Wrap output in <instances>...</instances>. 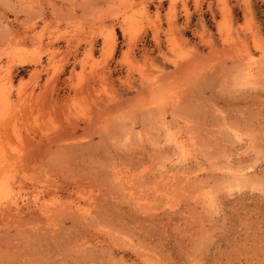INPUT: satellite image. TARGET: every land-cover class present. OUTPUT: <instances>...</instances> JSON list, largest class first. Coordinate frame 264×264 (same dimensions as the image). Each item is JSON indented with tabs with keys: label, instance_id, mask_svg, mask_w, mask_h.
Listing matches in <instances>:
<instances>
[{
	"label": "rangeland",
	"instance_id": "1",
	"mask_svg": "<svg viewBox=\"0 0 264 264\" xmlns=\"http://www.w3.org/2000/svg\"><path fill=\"white\" fill-rule=\"evenodd\" d=\"M0 178V264H264V0H0Z\"/></svg>",
	"mask_w": 264,
	"mask_h": 264
},
{
	"label": "bare ground",
	"instance_id": "2",
	"mask_svg": "<svg viewBox=\"0 0 264 264\" xmlns=\"http://www.w3.org/2000/svg\"><path fill=\"white\" fill-rule=\"evenodd\" d=\"M7 95H8V94H7ZM9 98H10V97H9ZM8 101L11 102L12 100H8ZM1 159H2V158H1ZM3 159H4V158H3ZM5 160H6V159H5ZM1 174H3V173H1ZM1 176H2V175H1ZM235 176H236V175H235ZM0 179H1V178H0ZM2 186H3V185H2ZM1 189H2V188H1ZM2 190H3V189H2ZM15 203H16V202H15Z\"/></svg>",
	"mask_w": 264,
	"mask_h": 264
}]
</instances>
